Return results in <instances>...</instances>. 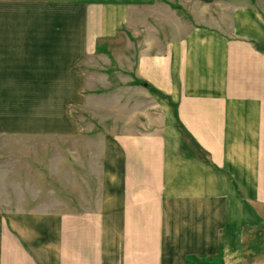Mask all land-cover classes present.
<instances>
[{
    "label": "crops",
    "instance_id": "crops-1",
    "mask_svg": "<svg viewBox=\"0 0 264 264\" xmlns=\"http://www.w3.org/2000/svg\"><path fill=\"white\" fill-rule=\"evenodd\" d=\"M175 1L0 0V91L66 111L33 129L0 120V134L58 147L21 152L45 154L53 207L3 206L0 264H264V0H226L216 25ZM193 1L206 17L223 0ZM120 38L133 43L132 84L115 91L155 103L130 133L86 114L106 94L99 77L110 83L87 62ZM44 171L25 175L44 186Z\"/></svg>",
    "mask_w": 264,
    "mask_h": 264
},
{
    "label": "rangeland",
    "instance_id": "rangeland-1",
    "mask_svg": "<svg viewBox=\"0 0 264 264\" xmlns=\"http://www.w3.org/2000/svg\"><path fill=\"white\" fill-rule=\"evenodd\" d=\"M225 1L226 0L221 1V6L218 7L217 11L213 10L209 16L207 11H200L206 13V17H204L205 15L192 13L194 8H198L199 10L197 2L194 4V1L176 0L173 6L179 8L189 22H204L216 25L219 24L217 21L219 15L221 16V13L223 14L227 9ZM214 13L216 15H214ZM170 33L171 35H178L176 28L172 29ZM132 45V40H123L120 38L117 42L111 44L112 48L106 56H100L97 53L94 58L87 62L89 69L92 68L93 72L96 73L92 75L96 76L97 81L100 80L102 89L106 91V94L97 96L94 102H91V100L89 101L92 111L86 113L88 120L103 128H109L111 130L119 128L129 133L131 130L126 127L127 123L131 122V120H137L141 124V119L143 118H137V115L139 116L142 114L144 109L147 110L149 106L155 105L153 100L144 95L141 90L134 91L135 88L132 87L135 86L126 87L124 89L120 88L115 91L116 87L121 83L120 77L124 78L125 84H132V81H126V79L128 80L131 76L130 70L133 60ZM97 74L107 77L110 83L104 82ZM135 83L138 85L140 84L139 81L136 80ZM0 85H2L1 82ZM122 90L125 91L123 92ZM44 95L45 93H40L36 96H30V94H8L4 91H0V115L2 111L5 113L4 116H0V120L5 119L7 124L10 123L9 125H12V128H19L25 126L19 123V125L15 124L24 117L23 119L27 121V127L33 129L36 127V124L45 126V124H41L43 122H47L48 125H50V118L53 116L61 117L62 115H66L64 107H59L56 103H53V107L47 106L46 109L41 108V103H37V100H44ZM122 98H124V101H122ZM21 102L24 103V107L21 106ZM4 105H7V107H4ZM143 121L144 123L148 122L147 119H143ZM27 130H29V128ZM27 134L28 133L24 130L16 133L6 131L0 134V210L2 211H4V207H10L11 204L20 205V202L26 200H29L31 204H33L38 201V198H42L41 200L44 203L40 205L44 207L41 209L48 210L53 207L49 202L51 193H47V187H51V182L54 181L53 177L55 173L51 172L50 175V173L47 172L48 170L41 164L42 156L45 154L37 156L35 153H32L30 157H23L21 152H57V142L53 144L52 141H46L44 138H35V134ZM46 143L48 147L43 146ZM49 158L50 157H48V159ZM30 168H35L36 170L37 168H41L45 170L43 177L48 178L49 181L44 180L43 186L32 172H29V177L27 178L25 171L27 172ZM25 184L26 188H22L25 187ZM254 248L261 250L259 243L254 245ZM188 260L195 264H198L196 261L213 264L211 258L191 256Z\"/></svg>",
    "mask_w": 264,
    "mask_h": 264
},
{
    "label": "trees",
    "instance_id": "trees-1",
    "mask_svg": "<svg viewBox=\"0 0 264 264\" xmlns=\"http://www.w3.org/2000/svg\"><path fill=\"white\" fill-rule=\"evenodd\" d=\"M139 83L143 84V83H146V82L139 81ZM196 263H198V264H207V262H198V261H196Z\"/></svg>",
    "mask_w": 264,
    "mask_h": 264
},
{
    "label": "water",
    "instance_id": "water-1",
    "mask_svg": "<svg viewBox=\"0 0 264 264\" xmlns=\"http://www.w3.org/2000/svg\"><path fill=\"white\" fill-rule=\"evenodd\" d=\"M145 86H147V84H145Z\"/></svg>",
    "mask_w": 264,
    "mask_h": 264
}]
</instances>
